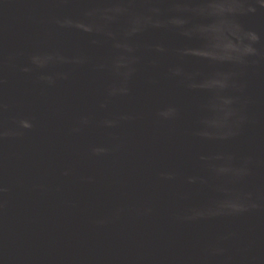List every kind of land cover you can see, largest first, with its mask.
<instances>
[{"label": "water", "instance_id": "obj_1", "mask_svg": "<svg viewBox=\"0 0 264 264\" xmlns=\"http://www.w3.org/2000/svg\"><path fill=\"white\" fill-rule=\"evenodd\" d=\"M0 264H264V0H0Z\"/></svg>", "mask_w": 264, "mask_h": 264}]
</instances>
